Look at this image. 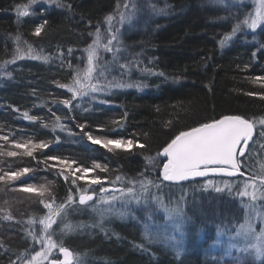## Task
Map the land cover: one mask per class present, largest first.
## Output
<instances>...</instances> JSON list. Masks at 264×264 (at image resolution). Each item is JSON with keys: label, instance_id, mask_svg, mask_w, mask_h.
I'll list each match as a JSON object with an SVG mask.
<instances>
[{"label": "trees", "instance_id": "trees-1", "mask_svg": "<svg viewBox=\"0 0 264 264\" xmlns=\"http://www.w3.org/2000/svg\"><path fill=\"white\" fill-rule=\"evenodd\" d=\"M60 2L71 4V9L40 2L29 6L28 17H18L17 6L28 5L29 0H0V136L50 141L47 154L75 159L88 166L93 160L107 163L109 172L98 174L113 180L117 175L124 178V182L132 178L152 180L154 184L149 186L147 193L141 194V202L155 206L158 201L154 197H158L164 208L184 205L181 218L185 222L186 244L177 257L176 252L163 245L159 231L151 228V236L158 235L159 240L149 243V238L143 236H147V232L139 234L126 225L135 218L140 219L141 214L136 216L132 211L123 210L126 224L115 226L101 218L97 208H102L95 200L89 204L92 206H78V210L68 214L69 225L82 227L66 230L64 224L54 225L53 238L74 253V264H248L252 257L243 252L234 257L210 253V243L218 225H226L232 219V216H225L229 211L231 213V206H235L234 196L227 191L216 193L212 189H202L203 180L160 183L162 164L153 169L147 158L156 157L160 148L180 130L210 117L224 114L250 119L264 117V100L246 95L264 92V88L250 79L264 75V49L259 48L264 44V26L253 33L241 30L221 47L219 41L235 26L237 18L243 20L244 14L240 5L231 6L225 0ZM118 3L121 5L119 10ZM125 3L127 8L123 7ZM121 12L129 25L128 30L120 27ZM108 15L115 16L113 22L120 28L121 44L114 42L121 48L116 54L120 62L134 61L140 67L163 71L165 76L134 70L130 82L142 85L141 88L113 89L95 101L78 99L73 102L74 107L66 108L59 102L67 99L70 93L56 85L57 82L70 83L73 69L67 62L61 66L59 53L62 51L67 57V50L72 48L70 59L76 65L77 57L86 56L83 48L95 38L87 33L94 32L97 24L102 29L101 44L106 43L105 17ZM44 20L48 24L41 35H33L35 27ZM29 45L35 54L47 56L48 60L31 59L27 55ZM18 46L23 59L17 58ZM253 51H257L255 58ZM101 53L104 59H110L111 53L103 52L102 48ZM101 99L108 103H100ZM25 111L37 119L27 120L23 116ZM56 116L60 117L59 121ZM114 121H123L124 129L113 131L117 127ZM80 123H87L95 135L109 138H130L135 134L146 144L147 150L135 148L132 152L108 153L100 146L90 144L86 138L81 139L76 127ZM260 130L257 124L246 154V163L255 171L264 164V137L259 136ZM0 147L10 149V145L2 140ZM37 156L41 154L37 153ZM7 164L13 168H36L35 161L28 157H0V167L6 168ZM30 176L28 182H51L59 195H64L62 178L46 171L43 165ZM155 184L160 187L156 188ZM173 190H180L178 199L167 198ZM182 194L183 200L180 199ZM31 199L29 194L12 191L0 183V210L4 209L0 212V243L8 250L5 254L0 248V264H9V258L15 260L32 244L27 233L35 231L37 224L29 225V228L24 225L30 217L42 216L44 210L42 206L29 203ZM3 213L11 215L12 219L5 220ZM36 248L38 250L39 246Z\"/></svg>", "mask_w": 264, "mask_h": 264}, {"label": "snow or ice", "instance_id": "snow-or-ice-1", "mask_svg": "<svg viewBox=\"0 0 264 264\" xmlns=\"http://www.w3.org/2000/svg\"><path fill=\"white\" fill-rule=\"evenodd\" d=\"M40 2L48 5L56 4L60 8L69 10L72 7L71 4L61 3L60 0H29L28 5L17 6L18 17H28L30 15L29 6ZM242 2L243 0H241ZM116 7L119 10L121 5L118 3ZM123 7L127 8L128 4L125 3ZM114 19V15L105 17L107 22L106 43L101 44L102 29L99 24L95 26L94 32L87 33L88 36L94 35L95 38L83 48V53L86 56L77 57L76 65H73L70 59L74 51L72 48L67 50V57L64 52L59 53L61 66L67 62L68 67L73 69L70 83L57 82L56 85L70 93L67 99L59 102L64 107H74L73 102L78 99L87 98L89 101H95L100 95L110 94L113 89L141 88L142 85L130 82L134 70L140 71L142 74L165 76L163 71L140 67L134 61L120 62L116 54L121 51V48L114 45V42L116 45L121 44L120 28L113 25ZM124 20V14L119 13V23L122 24ZM262 23H264V0H259L255 14L249 15L243 20L237 18L235 26L219 41L220 46L223 47L244 27L255 31ZM47 24L48 21L44 20L37 25L33 35L39 37ZM101 48L103 52L112 54L111 60L104 59ZM259 48L264 49V44H260ZM16 51L17 58L23 59L24 56L21 54L19 46ZM257 51L252 52L254 58L257 57ZM27 55L33 60H48L47 56L35 54L30 45ZM247 67L246 65L245 68ZM250 79L253 83L264 88V75ZM246 95L258 96L264 100V92H248ZM100 103L108 102L101 99ZM23 116L30 121L37 119L36 116H29L26 111ZM56 120L59 121L60 117L56 116ZM113 123L117 125L115 129H112L113 131H121L125 127L123 121H114ZM257 124L261 129L259 136L264 137V117L250 119L237 114L213 116L203 122L196 123L195 126L180 130L156 153L158 160L156 157L147 158L148 162L153 165V169L162 164L159 171L160 183L180 184L186 181L195 182L197 178H203L204 183L200 187L204 190L212 189L216 193L227 191L230 196L247 198V201L241 200L242 207L246 210L244 222L234 225V231L226 232L224 229H218L217 243H220V237L227 235V254L231 255L232 249L248 253L252 257L248 264H257V262L264 264V164L261 165L259 171H255L246 163V152L250 150L249 142L253 141ZM76 127L80 130L81 139L86 138L90 144L98 145L108 153L115 154L117 150L132 152L135 148L147 150L146 144L141 143L135 134H131L130 138L124 136L109 138L95 135L87 123L77 124ZM99 130L103 131V129ZM56 139L59 141V137ZM0 140L10 145L9 150L0 147V157H28L36 163V168L31 166L13 168L11 164H7L6 168L0 167V183L12 191L29 194L32 198L29 203L42 206V210H44L42 216L36 215L28 219L29 225L38 223L41 226L40 233L29 231L27 235L32 240L30 248L16 256L15 260L9 258V264H74V253L63 243H58L53 238L54 225L64 224L66 230L82 227V225H69L67 223L68 214L70 211L78 210V206H92L89 205V202L94 200L96 204L109 206L108 209L101 212L103 219L105 212L114 211V204L117 201L139 204L143 198L141 194L147 193L149 186L154 184L152 180L142 178H132L124 182V178L120 175H117L114 180L107 175H99L98 172H109L107 163L93 160L91 166H88L75 159L49 155L46 150L51 146L50 141L20 140L9 135L0 136ZM37 153H40L41 156L38 157ZM41 165L46 171L64 181L65 192L62 197L51 182L45 184L28 182L31 179L30 174L34 175L36 169ZM26 177L28 179H24ZM141 177H143V173H141ZM16 182H19V185ZM80 182H83V185ZM118 182L121 183L119 187L116 186ZM155 187L159 188L160 184H155ZM154 199L159 202L158 197H154ZM180 199H184V194ZM145 202H147L146 199ZM164 210L172 220L173 232L182 234V210L179 207L165 208ZM4 219L11 220L12 217L5 215ZM257 220L261 224L259 231L255 227ZM157 240H159L158 235L151 236L148 242L153 243ZM168 240L171 246L177 249L176 255L179 257V244L172 242L174 241L172 236H169ZM37 245L39 246L38 250ZM139 247L144 248L143 245ZM0 248H3L4 253L7 254L8 250L2 243H0ZM57 252L59 255H56Z\"/></svg>", "mask_w": 264, "mask_h": 264}, {"label": "rangeland", "instance_id": "rangeland-1", "mask_svg": "<svg viewBox=\"0 0 264 264\" xmlns=\"http://www.w3.org/2000/svg\"><path fill=\"white\" fill-rule=\"evenodd\" d=\"M225 3H227L228 5H231V6L240 5L241 9L244 11L242 19H244L245 17H247L249 15H254L256 8L259 6V0H243L242 3H241V0H227V1L225 0ZM113 25L116 26L118 24L113 22ZM120 25H121L120 27L122 28V30H128L129 25L127 24V21L126 22L124 21ZM262 26H264V23H262L259 27H262ZM243 30L246 33H253L254 32L253 30L247 29L246 27H244ZM111 57H112V54H110L109 60H111ZM0 74H1V71H0ZM246 154H247V152H246ZM196 181H200V180H196ZM168 183H170V182H168ZM177 192H180V190L171 191L172 194L168 195L167 198L178 199V197L180 195ZM232 200L233 201L235 200V202L233 203L235 206L234 207L231 206V213L229 211L228 216H225L228 218L232 216V219H229V222L226 225H223V226L218 225L217 230L218 229H224L226 232L228 230L234 231V225H237V223H243L244 222L246 210L242 207L241 200L247 201V198L233 197ZM100 207L102 209L97 208L99 215H101V212L104 209H108L109 206L108 205H101ZM176 207H179L182 210V213L184 212V205H182V206L175 205L174 207H171V208H176ZM164 209L165 208L162 206V204L160 202H157L156 205L153 206L151 204L146 205L144 202H140L139 204H137L135 202L125 203L123 201H117L114 204V211L110 210L108 212H105L103 215V218H105L108 221H111V223H113V224L115 223V226H117L119 223H125L124 222L125 214H124L123 210L132 211V213H134V215L139 213L142 215L140 217V219H142V220H140L139 218L138 219L135 218L132 222H130L128 224L125 223V224L130 225L129 226L130 229H132L136 233L140 234L142 231L147 232V236H145L146 234L143 235L146 238L151 237L152 233L150 231L152 229L155 231H159L158 234L164 241L163 245L167 248H170L174 252H176L177 249H174L168 240L169 236L174 237V241H172V242L179 244L178 250H179V253L181 254V252L183 251L184 246L186 244V240L184 239V233H183L184 226L182 228V234L179 232H173L172 220L169 217L168 213L165 212ZM3 211H4V209L0 210L1 213ZM92 212H94V210ZM120 213H123V214L121 215ZM2 215L5 216L7 214L3 213ZM206 216L207 215L205 214V217ZM149 218H153V219L151 220ZM203 218H204V216H203ZM183 223H185V222L183 221ZM24 227L29 228L28 221H26ZM255 227L259 231V229L261 227L259 220H257ZM40 228H41V226L37 223L35 231H37L38 234L40 233ZM186 239H187V237H186ZM113 240L117 241V238L113 237ZM227 240H228V236L224 235V236L220 237V243H217V232H216L214 239L210 243V253L213 255H216V253H219V254L223 253L227 257H232V256L234 257V256L241 255L242 252L238 251L237 249H232L231 255L227 254ZM58 254L59 253L57 252L56 255H58ZM246 255H247V257L249 256L248 253H246ZM250 260H252V258H250ZM226 264H229V263H226ZM236 264H241V263L237 262Z\"/></svg>", "mask_w": 264, "mask_h": 264}, {"label": "water", "instance_id": "water-1", "mask_svg": "<svg viewBox=\"0 0 264 264\" xmlns=\"http://www.w3.org/2000/svg\"><path fill=\"white\" fill-rule=\"evenodd\" d=\"M162 167V166H161ZM200 179H203V178H197V180H200ZM62 257V256H61Z\"/></svg>", "mask_w": 264, "mask_h": 264}]
</instances>
